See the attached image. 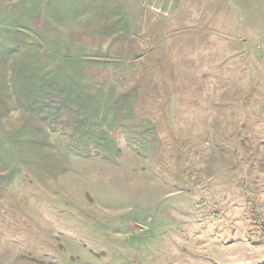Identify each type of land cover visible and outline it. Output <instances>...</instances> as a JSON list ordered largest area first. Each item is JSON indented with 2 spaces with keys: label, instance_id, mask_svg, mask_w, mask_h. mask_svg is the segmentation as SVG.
<instances>
[{
  "label": "rangeland",
  "instance_id": "1",
  "mask_svg": "<svg viewBox=\"0 0 264 264\" xmlns=\"http://www.w3.org/2000/svg\"><path fill=\"white\" fill-rule=\"evenodd\" d=\"M0 264H264V0H0Z\"/></svg>",
  "mask_w": 264,
  "mask_h": 264
},
{
  "label": "water",
  "instance_id": "2",
  "mask_svg": "<svg viewBox=\"0 0 264 264\" xmlns=\"http://www.w3.org/2000/svg\"><path fill=\"white\" fill-rule=\"evenodd\" d=\"M130 240L132 239V237L129 238Z\"/></svg>",
  "mask_w": 264,
  "mask_h": 264
}]
</instances>
